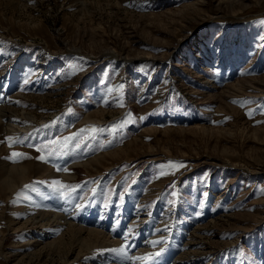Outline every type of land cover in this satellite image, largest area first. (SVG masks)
<instances>
[{
  "label": "rangeland",
  "instance_id": "374dc122",
  "mask_svg": "<svg viewBox=\"0 0 264 264\" xmlns=\"http://www.w3.org/2000/svg\"><path fill=\"white\" fill-rule=\"evenodd\" d=\"M0 94L35 117L3 132L12 162L66 169L116 152L107 170L79 168L63 187L32 179L16 200L56 191L102 221L145 195L125 231L144 227L161 246L181 226L197 254L177 264H264V0H0ZM18 212L4 217L24 223ZM3 224L0 264H62Z\"/></svg>",
  "mask_w": 264,
  "mask_h": 264
},
{
  "label": "bare ground",
  "instance_id": "6f19581e",
  "mask_svg": "<svg viewBox=\"0 0 264 264\" xmlns=\"http://www.w3.org/2000/svg\"><path fill=\"white\" fill-rule=\"evenodd\" d=\"M0 96L2 95L0 94ZM18 96L20 95L14 94L7 97L0 105V139L4 136L2 135L4 131L10 133L8 134V137H10L28 129L32 124L30 119L34 120L35 118L25 111L19 114L16 108ZM103 113L104 110H95L87 114L85 120L97 119L100 122ZM20 115L23 117H20ZM2 119L5 120V123ZM25 122L28 123L23 125ZM3 149L0 147V194L2 195H0L2 198L0 199V224L4 221L2 225L5 228L4 232L18 233L21 231V233H18L17 239L19 242L23 241V245L27 249L38 253L45 252L47 256L52 257L54 262L62 264H80L79 262L82 264H177L181 258L197 254V250L183 247L182 242L185 231L181 226L175 225L168 235H165L168 242L166 245L161 244L163 247L159 255L155 256L153 254L152 260L147 259L148 261H146L144 259L150 249L153 248L152 252L157 249L163 235H155L151 230L144 231V227L138 228L134 234L127 233L125 229L133 222V220H130L131 222L128 223L131 215V205L136 208L141 204L145 195H142L141 198L138 195H132L131 205L126 204L124 206L121 216L114 219L105 216L102 221L98 220L99 213L94 210H90V215H88V207H84L82 201L59 198L56 191L51 194L52 196L49 199H43L44 192L42 191L38 192L34 198L27 194L25 197L22 196V198L16 200V196H14L19 187L32 179H40V177L45 176V181L56 187V185H59L54 183L56 181L62 184L74 181L79 168H84L88 174L98 172L97 165L103 166V170H107L109 167L105 165V161H107L105 156L115 155V151L108 154L94 155V157L88 156L89 158L84 157L83 161L72 163L69 167H66L67 171H65L64 166L70 161L68 159H64L62 162L64 166L59 167L56 166L59 162H56L53 166H48L47 163L36 160V158H31L22 163H14L9 159L7 143L3 146ZM3 153L4 156H2ZM257 172L259 170H250L249 174ZM216 177L220 178V175H216ZM141 187L142 190L140 191H144V187ZM10 205L14 209L20 210L19 215L24 216L26 219L24 223L18 224L4 217V215L7 216L6 212ZM198 231V227L193 229V233ZM7 239H9V236ZM18 241L12 243L17 244ZM188 242V240L185 242L186 246L189 244ZM2 244L3 236L1 235L0 248ZM2 256L5 258L4 255ZM59 259L60 261H58Z\"/></svg>",
  "mask_w": 264,
  "mask_h": 264
},
{
  "label": "snow or ice",
  "instance_id": "6c2138e0",
  "mask_svg": "<svg viewBox=\"0 0 264 264\" xmlns=\"http://www.w3.org/2000/svg\"><path fill=\"white\" fill-rule=\"evenodd\" d=\"M25 83H27V81H25ZM83 131H88V132H90V133H96V132L98 131V129H96L95 126H93V127L89 128V129L82 130V132H83ZM90 138H94V136H93V137H90ZM7 139L11 140L12 138L9 137V138H7ZM74 139H76L75 136H70V137L65 138V142L67 143V142H69V141H73ZM16 142H17V143H22L23 141H22L20 138H17ZM77 147H79V144H77ZM47 148H48V146L45 145L44 148H37L36 150H37V151H41V152H43V151H44L45 149H47ZM20 155H22V154H19V153H13V156H20ZM39 159L44 160V159H46V157H45L44 155H41V157H39ZM64 170L67 171V169H64ZM54 183L59 184L61 187H63V184H62L61 182H59V181H56V182H54ZM29 187H31V186H30V185H25V188H26V189L29 188ZM149 258H150V257H144V259H149Z\"/></svg>",
  "mask_w": 264,
  "mask_h": 264
}]
</instances>
